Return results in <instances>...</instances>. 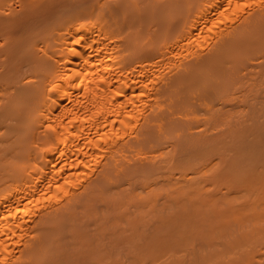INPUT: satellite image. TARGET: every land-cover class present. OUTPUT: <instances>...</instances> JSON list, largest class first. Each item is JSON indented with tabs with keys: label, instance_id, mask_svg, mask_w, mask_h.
Instances as JSON below:
<instances>
[{
	"label": "bare ground",
	"instance_id": "bare-ground-1",
	"mask_svg": "<svg viewBox=\"0 0 264 264\" xmlns=\"http://www.w3.org/2000/svg\"><path fill=\"white\" fill-rule=\"evenodd\" d=\"M0 264H264V0H0Z\"/></svg>",
	"mask_w": 264,
	"mask_h": 264
}]
</instances>
